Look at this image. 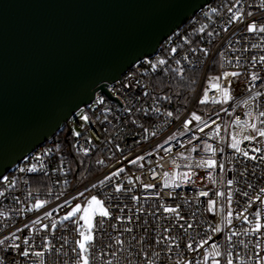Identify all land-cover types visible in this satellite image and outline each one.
I'll return each mask as SVG.
<instances>
[{"label":"built area","instance_id":"built-area-1","mask_svg":"<svg viewBox=\"0 0 264 264\" xmlns=\"http://www.w3.org/2000/svg\"><path fill=\"white\" fill-rule=\"evenodd\" d=\"M260 27L264 0H211L13 164L0 177V264H80L93 196L109 215L93 217L89 264H264V137L252 129L264 128Z\"/></svg>","mask_w":264,"mask_h":264},{"label":"water","instance_id":"water-1","mask_svg":"<svg viewBox=\"0 0 264 264\" xmlns=\"http://www.w3.org/2000/svg\"><path fill=\"white\" fill-rule=\"evenodd\" d=\"M211 0H0V177Z\"/></svg>","mask_w":264,"mask_h":264},{"label":"snow or ice","instance_id":"snow-or-ice-1","mask_svg":"<svg viewBox=\"0 0 264 264\" xmlns=\"http://www.w3.org/2000/svg\"><path fill=\"white\" fill-rule=\"evenodd\" d=\"M229 10H231V9H229ZM248 15H251V13H248ZM235 19L236 20H240L241 17L240 16H236ZM256 30H257V25L255 23H250L248 25V31L249 32H254ZM259 31L262 32V33H264V27H260L259 28ZM260 62L261 63H264V56L260 57ZM161 63H163V61H161ZM239 75H240V73H238V72L224 73V76L225 77H227V76L237 77ZM258 79H260V77H259L258 74L253 73L251 75V80L252 81H256ZM214 87H219V85L218 84L217 85H214ZM222 95L224 96L225 99L229 98V91H228L227 88H224L222 90ZM257 95H260V94L257 93ZM206 99H207V93L205 92V98L202 99L200 101V103H204L206 101ZM101 103H102V101H101ZM168 115L169 116H172V113L169 112ZM260 116L261 117H264V112H260ZM84 119L87 120V117L85 116ZM193 119L199 120L200 117L199 116H196L195 114H193ZM189 123H191V121L186 122L184 124V127L185 128H188ZM261 123H264V121H262ZM252 129H253V131L257 132V134L260 137H264V128L257 129L256 126L253 124L252 125ZM201 131H203V129H201ZM77 135H79V133H77ZM253 138L254 137H245V139H248V140L253 139ZM238 144H239L238 141H234L232 143L231 147L234 148L237 152H240V148H239ZM158 147H162V145H160ZM253 151H257L258 152V151H260V149H253ZM243 155L245 157H248V152L247 151L243 152ZM143 158L144 157H137L138 160H142ZM248 158L253 159V160L257 159V157H255V156L248 157ZM262 159H264V157H262ZM131 163H136V160L131 161ZM215 164H216V162L214 160L207 161L208 167H213V166H215ZM123 170L124 169L121 168L117 172L113 173L112 175H119V173L122 172ZM106 179H108V178H106ZM101 183H103V181H101ZM229 184H231V181H229ZM145 187L146 188H151V187H154V185H145ZM116 190L117 191H120L119 186H117V189ZM260 191L261 192H264V189H261ZM201 194L202 195H207V193H201ZM244 195H247V193H244ZM229 198H230V196H229ZM257 199H259V197H257ZM89 203L100 206V215L102 217H107L109 215L108 211L103 208V206L101 204V201L98 200L95 196H93L91 198V201ZM213 204H214V202H212V201L209 202L210 210H211V207H212ZM40 207H42V202L37 201V203L35 204V208L38 209ZM80 210H81V206L79 204H77L76 207L71 212H69L66 216L63 217V219L64 220L70 219L73 215H75V213L79 212ZM165 211H167V212H175L176 210L173 209V208H166ZM46 215L47 216H51V213H46ZM256 215H257V217H259V213H257ZM229 216H231V212L229 213ZM81 219H83V220H85L86 222L89 223V229H88V234L87 235L83 231L80 232V236L82 237V239L79 240V241H77V245H78V247L80 249V254L79 255H80V260H81L82 264H89V258L86 255V253L88 252V247L86 245L89 244L93 240V236H92V233H91L92 225L90 223V218H89V216L87 214V209H85V215L82 216ZM245 219H247V217H245ZM35 223H39V221H35ZM229 223H231L230 220H229ZM55 226H56L55 224L52 225L53 228H55ZM181 227H183V225H181ZM188 227H191V225H188ZM128 231H131V229H128ZM214 231L215 232H220L221 229L217 227V228L214 229ZM254 231H256V232H261L262 231V225L259 222H257V224L255 225ZM233 235H235V233H233ZM209 239H210V237H209ZM229 239H231V237H229ZM207 242H208L207 240H204L199 246L202 247L203 244H206ZM2 243H3V241L0 240V244H2ZM24 243L27 244L28 241L25 240ZM117 243H123V242L122 241H117ZM12 247L19 248L20 245H12ZM187 247L189 248V250H192V251H196L197 250L196 248H193L192 244H188ZM212 247L215 248L216 245L214 244V245H212ZM74 251H75V249H74ZM42 254L43 253H41V252L35 253V255H37V256H40ZM21 255L27 257V256H29V252L28 251H23L21 253ZM215 255L216 256H219L220 253L219 252H216ZM189 264H191V262H189ZM212 264H219V261L218 260H213ZM227 264H233L232 259H228ZM258 264H259V262H258Z\"/></svg>","mask_w":264,"mask_h":264},{"label":"rangeland","instance_id":"rangeland-1","mask_svg":"<svg viewBox=\"0 0 264 264\" xmlns=\"http://www.w3.org/2000/svg\"><path fill=\"white\" fill-rule=\"evenodd\" d=\"M84 117H85L84 111L80 110L77 113V118L84 119ZM87 214H88V216L90 218V223H91V225L93 227V217L95 216V214L96 215H100V208L98 207V205L93 204L89 209H87ZM84 215H85V213H84ZM83 222H84V225L86 226V228L89 229V223L86 222L85 220H83ZM91 230H92V228H91ZM80 264H82L81 260H80Z\"/></svg>","mask_w":264,"mask_h":264},{"label":"trees","instance_id":"trees-1","mask_svg":"<svg viewBox=\"0 0 264 264\" xmlns=\"http://www.w3.org/2000/svg\"><path fill=\"white\" fill-rule=\"evenodd\" d=\"M187 76H189V74Z\"/></svg>","mask_w":264,"mask_h":264}]
</instances>
